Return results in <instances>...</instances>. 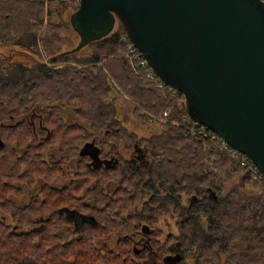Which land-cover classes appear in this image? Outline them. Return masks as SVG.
I'll use <instances>...</instances> for the list:
<instances>
[{
  "label": "trees",
  "instance_id": "16d2710c",
  "mask_svg": "<svg viewBox=\"0 0 264 264\" xmlns=\"http://www.w3.org/2000/svg\"><path fill=\"white\" fill-rule=\"evenodd\" d=\"M78 8L73 0H0V51H10L0 56V264H166L172 255L177 264H264L262 181L197 136L211 131L182 91L135 75L120 54L131 41L116 14L106 36L80 43ZM133 120L159 130L140 136ZM90 142L114 155L119 142L125 151L142 145L148 174L134 158L89 166L79 152ZM68 159L71 176L55 187ZM38 180L26 204L16 202ZM144 228L137 248L133 235ZM112 235L113 247L97 246Z\"/></svg>",
  "mask_w": 264,
  "mask_h": 264
},
{
  "label": "water",
  "instance_id": "95a60500",
  "mask_svg": "<svg viewBox=\"0 0 264 264\" xmlns=\"http://www.w3.org/2000/svg\"><path fill=\"white\" fill-rule=\"evenodd\" d=\"M78 4L80 43L95 38L94 34L84 40L89 33L82 29L84 23L103 25L109 14H116L129 41L159 79L185 94L191 116L247 157L264 178L262 0H79ZM88 145L94 147L92 142L85 144L80 156H87ZM94 148L98 157L99 149Z\"/></svg>",
  "mask_w": 264,
  "mask_h": 264
},
{
  "label": "flooded vegetation",
  "instance_id": "af4514ba",
  "mask_svg": "<svg viewBox=\"0 0 264 264\" xmlns=\"http://www.w3.org/2000/svg\"><path fill=\"white\" fill-rule=\"evenodd\" d=\"M86 31L89 32L88 35H86V37L88 36V38H84V40L85 39L89 40V39H91V38L94 37V33L92 31H89V30H86ZM81 33H82V30L79 31V37L81 36ZM90 34H92V36H90ZM79 41H80V38H79ZM31 116L32 115H29L27 117V120L30 123H31V121H30L31 120L30 119ZM32 124H33L34 129L39 128V126H40L39 123L38 124H35V123L32 122ZM37 136H40V133H37ZM39 139H41V138H39ZM119 146H120V148H119V151H118L119 152L118 155H116V154L115 155L114 154H107V152H105V151H102L101 152V150H99L98 151V157H97L96 156V153L97 152H96L95 148L92 147L91 145H88L87 146L88 148L86 149L87 156H81V157L82 158H85L88 161L87 162L88 165L89 166H92L93 168H94V166H97V168H103V167L104 168H110V167H114L118 163V162L115 163V160L118 159L119 157L122 158V159L124 158L126 160H129V159L134 158L135 160H137L139 170L141 172H143V174L146 176L148 174V172H149L148 167L151 164V157H150L148 151L142 145L141 146H138V145L134 144L133 148L131 150H128V151L127 150L125 151V149L122 148L123 145H122L121 142H119ZM121 150H122V152H121ZM107 151H108V149H107ZM49 157H53V158L58 159L60 157V155L57 152H55V151H51ZM118 161H119V159H118ZM67 162H69L68 165L71 166V163H70L71 160L68 159ZM65 177L66 176H64V178ZM65 180H66V183H65V185H66L67 182H68V178L65 179ZM53 181H52V184H53ZM65 185H63V186H65ZM54 186L55 187H58L56 185H54ZM63 186H60L59 188H62ZM183 200H184L185 204H188L189 203L186 198H183ZM145 229L146 228H144V232L142 234L136 233V234L133 235V239L136 241V246H137L138 243H139L140 246H143L144 245V243H143L142 240H145L146 239V236H147L148 231H149V230H147V229L145 230ZM109 239H114L113 241H116L117 240V237H116V235H112V236H110ZM164 259H165L166 264H177V262H178V258L175 255L166 256Z\"/></svg>",
  "mask_w": 264,
  "mask_h": 264
},
{
  "label": "rangeland",
  "instance_id": "374dc122",
  "mask_svg": "<svg viewBox=\"0 0 264 264\" xmlns=\"http://www.w3.org/2000/svg\"><path fill=\"white\" fill-rule=\"evenodd\" d=\"M59 6H57V7H54V9H53V12H52V14H51V17L52 18H54V19H56V14H57V12L59 11ZM57 10V11H56ZM115 26V23L114 24H112V28ZM109 28H110V22L109 21H107V23H105V24H103V25H97V26H90V25H87V24H85L84 23V25H83V27H82V29L83 30H89V31H92L94 34H95V38H94V40H97V38H101V37H104V36H106V33L108 32V30H109ZM127 46V45H126ZM124 51H125V49H122L121 51H120V54H122L123 56H125L126 57V55L124 54ZM9 50L7 49V50H2V51H0V56L2 55V56H7V54H9ZM128 59V58H127ZM130 64V67H132V70L135 72V75L140 79V77H139V75H138V73H137V71H136V67H135V65H134V63H129ZM126 106H127V104H125ZM154 119H156L157 121L156 122H159V123H162L163 121H164V118H166V117H163V118H156L155 116H152ZM151 116L150 117H148L149 119L150 118H152ZM30 121H31V123L33 122V123H35V124H38L37 123V118H35V117H33V115L30 117ZM128 126H129V128L131 129V130H133V131H135V132H137L140 136H147L149 133H152L153 131H157V130H159V126L158 125H153V126H151V127H149V128H144V127H142V125H140L139 123H138V121H136V120H133V121H131L129 124H128ZM212 140H214V141H216V139H212ZM220 145H221V147L223 148V146H222V144L220 143V142H218ZM226 151V150H225ZM121 152H122V150H121ZM73 160H71V166H72V164L75 162V161H73ZM68 163L69 162H66V164H65V168L67 169V171H66V177L63 179V178H56L54 181H53V184L54 185H56V186H58V187H60V186H63V185H65V183H66V180L65 179H67V178H70V176H71V166L70 165H68ZM235 182H237V181H235L234 180V182H230V183H228V184H226L225 186V188H226V190H228L231 186H233L234 185V183ZM41 183H42V181L41 180H38L37 182H36V184H35V186L33 187V189H26L25 190V192H24V195L23 196H21V197H19V198H17V197H14V199L16 200V202H18L19 204H21V205H24V204H26V201H27V199L31 196V195H33V194H35L36 193V191L39 189V186L41 185ZM115 185H113V184H110V186H109V189H112V187H114ZM183 202H184V200H183ZM185 203V202H184ZM169 223L170 224H168V228H169V230H170V232H175V230H174V226H173V223H174V221H169ZM162 228H163V226H162ZM164 229V228H163ZM164 231H166L165 229H164ZM114 239H109V238H107L106 240H104V241H97L96 242V244H97V246H99V247H103V246H109V247H113V241ZM137 248H142L140 245H139V243L137 244Z\"/></svg>",
  "mask_w": 264,
  "mask_h": 264
},
{
  "label": "built area",
  "instance_id": "2783aa9c",
  "mask_svg": "<svg viewBox=\"0 0 264 264\" xmlns=\"http://www.w3.org/2000/svg\"><path fill=\"white\" fill-rule=\"evenodd\" d=\"M73 1L76 4L79 3V0H73ZM262 1L264 3V0H262ZM124 49H127V52L129 54L133 55V57H130L127 59L129 61V63H134L137 68H140L143 71L140 79H142L143 82L147 85L156 84L157 87L162 90V88L164 87V83L155 74L153 69L148 68L147 61L145 60L143 54L140 53L138 51V49L135 48V46L132 44V42L130 44H128ZM166 116H167V112L163 114V117H166ZM149 121H150V123H153V122H156L157 120L154 118H150ZM210 134H212L215 138H217V136L214 133L210 132ZM219 141L222 142V144L224 145V147L226 149L231 151V154H234L235 156L240 157L242 166L249 165L250 168L253 169V171L255 172L254 173L252 171L254 180L262 181V183L264 184L263 176L256 170L255 166L252 164V162L247 157H245L241 153L237 152L236 150H234V149L232 150L231 148H229L228 145L224 141H222L220 138H219Z\"/></svg>",
  "mask_w": 264,
  "mask_h": 264
},
{
  "label": "bare ground",
  "instance_id": "6f19581e",
  "mask_svg": "<svg viewBox=\"0 0 264 264\" xmlns=\"http://www.w3.org/2000/svg\"><path fill=\"white\" fill-rule=\"evenodd\" d=\"M124 54L126 55V57L127 58H130V57H133V55L132 54H129L128 52H127V49H125V51H124ZM135 65V64H134ZM147 66H148V68L149 69H153L151 66H149L148 65V63H147ZM136 67V66H135ZM136 71H137V73H138V75H139V77H141V74L143 73V71L140 69V68H137L136 67ZM188 130V132L190 133V134H194V133H196L197 131H195V130H190V129H187ZM201 130V129H200ZM200 130H198V131H200ZM203 131H205V130H203ZM201 132V131H200ZM202 133H204V132H202ZM194 135H196V134H194ZM202 136L203 138H206V137H208V138H211V139H216V141L217 142H220L221 144H222V142L221 141H219V138H215L212 134H208V133H206V135H203V134H197V136ZM222 146H223V149L224 150H226V152L228 153V154H230L232 157L234 156L235 158H237V159H239L240 160V164H241V159H240V157H237V156H235L234 154H231V151L230 150H228V149H226L225 147H224V145L222 144ZM256 168V167H255ZM250 171H253V169L252 168H250L249 169ZM256 170H257V168H256ZM249 171V172H250ZM258 171V170H257ZM254 172V171H253ZM259 172V171H258ZM255 173V172H254ZM260 173V172H259ZM261 174V173H260ZM251 175V174H250Z\"/></svg>",
  "mask_w": 264,
  "mask_h": 264
}]
</instances>
